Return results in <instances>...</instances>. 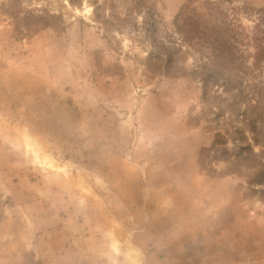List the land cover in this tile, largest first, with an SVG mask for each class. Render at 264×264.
I'll return each mask as SVG.
<instances>
[{"label":"rangeland","instance_id":"1","mask_svg":"<svg viewBox=\"0 0 264 264\" xmlns=\"http://www.w3.org/2000/svg\"><path fill=\"white\" fill-rule=\"evenodd\" d=\"M209 1L264 8L0 0V264H264V70Z\"/></svg>","mask_w":264,"mask_h":264},{"label":"trees","instance_id":"2","mask_svg":"<svg viewBox=\"0 0 264 264\" xmlns=\"http://www.w3.org/2000/svg\"><path fill=\"white\" fill-rule=\"evenodd\" d=\"M208 4L218 13L217 19L209 13L208 17L214 18V25L210 28L205 26L207 33L211 35L210 39L214 37L212 42L217 44V58L236 54V59L243 58L246 53L243 48H251L249 56L253 59V68L264 70V8L254 9L230 2L231 5L223 9L215 1H209ZM243 20L249 21L251 25L246 26ZM199 23L201 24L200 18H194L190 26L197 27Z\"/></svg>","mask_w":264,"mask_h":264}]
</instances>
